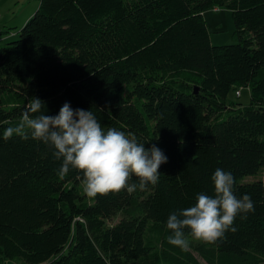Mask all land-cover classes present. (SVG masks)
I'll return each instance as SVG.
<instances>
[{"label":"trees","instance_id":"16d2710c","mask_svg":"<svg viewBox=\"0 0 264 264\" xmlns=\"http://www.w3.org/2000/svg\"><path fill=\"white\" fill-rule=\"evenodd\" d=\"M36 2L0 43V264L264 263V0ZM214 8L231 11L236 43L211 44ZM238 87L249 104L228 102ZM33 97L45 115L67 102L155 145L168 158L158 184L90 198L82 173L60 179L50 145L3 139ZM218 168L254 211L215 243L186 229L187 251L169 244V215L214 195Z\"/></svg>","mask_w":264,"mask_h":264},{"label":"clouds","instance_id":"9594fccd","mask_svg":"<svg viewBox=\"0 0 264 264\" xmlns=\"http://www.w3.org/2000/svg\"><path fill=\"white\" fill-rule=\"evenodd\" d=\"M44 107L43 101L31 98L19 123L3 131V139L19 136L50 145L54 157L62 161L58 177L63 179L70 170L82 173L83 191L90 198L125 190L132 194L137 188L145 190L148 185L158 184L160 166L168 158L155 145L146 148L133 134L115 128L105 130L92 111L73 110L67 102L55 116L45 115ZM133 177L138 184L130 183ZM212 181L214 195L199 193L194 206L169 215V244L187 251L186 229L195 240L215 243L226 232L237 231L233 225L238 215L246 218L254 211L250 195L237 198L234 194L235 178L230 172L218 168Z\"/></svg>","mask_w":264,"mask_h":264},{"label":"rangeland","instance_id":"374dc122","mask_svg":"<svg viewBox=\"0 0 264 264\" xmlns=\"http://www.w3.org/2000/svg\"><path fill=\"white\" fill-rule=\"evenodd\" d=\"M37 9L36 0H0V43L18 38L17 31ZM212 45L234 44V22L231 11L226 8L209 9L203 12ZM238 92V93H237ZM232 89L228 102L247 105L250 102L249 87ZM264 264V263H261Z\"/></svg>","mask_w":264,"mask_h":264},{"label":"crops","instance_id":"0c3cea01","mask_svg":"<svg viewBox=\"0 0 264 264\" xmlns=\"http://www.w3.org/2000/svg\"><path fill=\"white\" fill-rule=\"evenodd\" d=\"M214 9H216V8H214Z\"/></svg>","mask_w":264,"mask_h":264},{"label":"built area","instance_id":"2783aa9c","mask_svg":"<svg viewBox=\"0 0 264 264\" xmlns=\"http://www.w3.org/2000/svg\"><path fill=\"white\" fill-rule=\"evenodd\" d=\"M238 93V92H237Z\"/></svg>","mask_w":264,"mask_h":264}]
</instances>
